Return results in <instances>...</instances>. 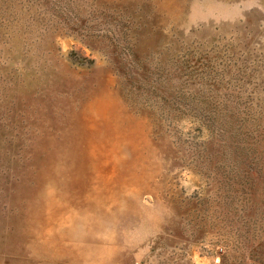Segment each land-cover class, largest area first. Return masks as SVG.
Masks as SVG:
<instances>
[{"label": "rangeland", "instance_id": "374dc122", "mask_svg": "<svg viewBox=\"0 0 264 264\" xmlns=\"http://www.w3.org/2000/svg\"><path fill=\"white\" fill-rule=\"evenodd\" d=\"M0 264H264V0H0Z\"/></svg>", "mask_w": 264, "mask_h": 264}]
</instances>
